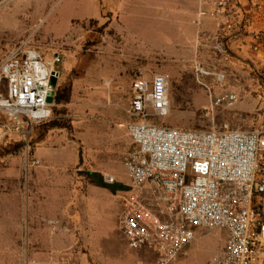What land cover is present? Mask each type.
<instances>
[{"label":"rangeland","instance_id":"374dc122","mask_svg":"<svg viewBox=\"0 0 264 264\" xmlns=\"http://www.w3.org/2000/svg\"><path fill=\"white\" fill-rule=\"evenodd\" d=\"M100 1L109 11L99 19L90 20L97 14L93 0H0V66L18 46L35 51L45 62H52L60 55L61 63L56 65L60 73L56 92L60 90L64 94L71 89L69 103L54 102L49 120L34 126L28 140L13 137L0 145V264H13L8 251L7 235L11 230L7 213L15 200H22V186L27 179L31 178L30 186L34 184L33 169L28 175L35 146L44 138V133L60 130H48L54 122L64 125L66 128L62 130L71 133L72 105L78 102L72 96V87L78 79L90 76V178H85L90 182V200H105L109 206L115 202L121 206L131 192L130 181L127 183L124 175H127L124 163L132 146H117L116 154L119 149L125 153L108 159L107 152L114 154L111 145L105 138L96 140L93 136L103 133L104 121H115L114 114H104V110L118 111L123 118L122 124L126 125L131 85L136 78L149 80L157 74L170 76V111L166 118L157 120L159 124L182 129L227 127L241 131L255 130L264 124L261 78L264 61L251 57L250 48L239 46L234 53L227 51L223 55L213 48L205 52L197 46L192 58L188 50L186 57L174 60L166 42L180 34L165 11L156 17L143 7L142 11L123 15L122 0ZM192 28L197 29V25ZM156 39L158 48L154 44ZM4 91L5 86L1 84L0 92ZM83 177H78L80 186L85 180ZM99 182L121 185L127 190L112 193L104 188L111 193L110 198L105 199L92 193V186H99ZM83 194L88 196L89 192ZM112 211H115L114 206ZM101 213L99 220L109 225L102 233L103 239L91 242L89 230L88 239L79 240L78 256L73 263L110 264V243L106 239L117 243L120 237L124 238L122 215L117 222L111 214L108 221L106 209ZM78 222L81 234V225L90 224V216H80ZM205 231L209 234L219 232ZM219 243L218 236H208L202 241L194 253L201 264L211 261Z\"/></svg>","mask_w":264,"mask_h":264},{"label":"built area","instance_id":"2783aa9c","mask_svg":"<svg viewBox=\"0 0 264 264\" xmlns=\"http://www.w3.org/2000/svg\"><path fill=\"white\" fill-rule=\"evenodd\" d=\"M246 1L212 37L220 54H227L230 37H249L255 51L264 44V0ZM230 3L217 1L216 15ZM61 60L45 62L24 46L9 52L0 66V145L28 140L34 126L49 120L50 82ZM170 81L157 74L131 86L125 127L136 149L124 163L131 192L121 217L128 246L151 247L159 264H169L193 243L197 229L225 230L228 241L214 264H264V214L256 202L264 196V124L251 131L159 124L170 111Z\"/></svg>","mask_w":264,"mask_h":264},{"label":"crops","instance_id":"0c3cea01","mask_svg":"<svg viewBox=\"0 0 264 264\" xmlns=\"http://www.w3.org/2000/svg\"><path fill=\"white\" fill-rule=\"evenodd\" d=\"M93 1L97 14L89 18L90 20L99 19L106 11H109L100 0ZM217 1L219 0H204L203 5H200L199 0H122L124 11L122 14L137 13L145 7L147 11H151L152 15L159 17L165 11L167 18L177 27L176 32L180 34L168 38L166 48L172 55V59L180 60L188 55V50L192 58L197 46L202 47L205 52L213 50L215 44L212 37L218 33L223 21L247 7L246 0H231L225 12L222 15H216ZM180 25L181 28H179ZM194 25H197V29L192 28ZM158 43L156 39L154 41L156 48ZM225 45L230 53H234L239 46H246L250 48L251 57L256 61H264V44L255 51L254 42L245 35L237 38L230 37L225 40ZM78 80L72 87V96H75L78 102L72 105L74 120L71 124V133L60 129L43 134L44 138L39 141L33 151L32 164H29L28 177L33 169L34 184L30 186L31 178L27 179V183L22 186V200H15L7 213L11 230L7 235L8 251L13 264H77L73 263V259L78 256L80 238L88 239L87 234L90 230L91 242L102 240V233L107 231L105 227L109 225L102 224L99 220L102 217L101 210L106 209L108 221L111 214L117 222L124 211L125 202L121 205L122 207L115 202L113 205L115 211L111 212L113 206H109V203L104 202L105 200H90V182L86 181L90 178V137H92L90 135V76L87 75ZM85 90L88 92L84 93ZM103 113H113L115 121H104L103 133L99 135L96 133L93 137L96 140L105 138L111 145L110 150H113L114 154L107 152L108 159H113L112 155L121 156L125 153V150L119 149V153L116 154L117 146L119 148L132 146L134 151L136 146L122 124L121 114L112 109L104 110ZM108 167L110 168V165ZM124 175L128 183V176ZM79 176L87 178L82 181V186H80ZM36 181L37 184H35ZM91 189L92 193L98 196L110 198L111 193L101 186H92ZM83 192H89V195L86 196ZM256 202L261 205L264 214V196L258 198ZM80 208L85 209L81 212ZM80 216H90V224L87 225L84 222L81 225V234L78 222ZM215 231L219 232L209 234L203 228L197 229L193 243L172 264H201L202 261L194 254L196 249L208 236H218L220 243L211 261L208 262V264H214L229 237L225 230ZM106 240L110 243L108 246L109 256L112 258L110 264H159L160 262L159 255L151 247L134 250L128 246L125 238L120 237L117 243L110 238Z\"/></svg>","mask_w":264,"mask_h":264},{"label":"trees","instance_id":"16d2710c","mask_svg":"<svg viewBox=\"0 0 264 264\" xmlns=\"http://www.w3.org/2000/svg\"><path fill=\"white\" fill-rule=\"evenodd\" d=\"M70 97H71V89H69L67 91V93H64V94L60 90H57L56 96H55V102L57 104L69 103ZM47 128L49 130V129H54V128L65 129L66 127L64 125L60 124V123L54 122ZM20 146H22V145H19V147ZM98 185L103 187V188L109 189L112 193H116L117 191H126L127 190V188H125V187H123L121 185L109 186V185H107L104 182H99Z\"/></svg>","mask_w":264,"mask_h":264},{"label":"water","instance_id":"95a60500","mask_svg":"<svg viewBox=\"0 0 264 264\" xmlns=\"http://www.w3.org/2000/svg\"><path fill=\"white\" fill-rule=\"evenodd\" d=\"M59 77H60L59 72H53L52 73V78H51V82H50L51 92H50V96L47 99V103L50 105H53L55 102L56 86H57V82L59 80Z\"/></svg>","mask_w":264,"mask_h":264},{"label":"bare ground","instance_id":"6f19581e","mask_svg":"<svg viewBox=\"0 0 264 264\" xmlns=\"http://www.w3.org/2000/svg\"><path fill=\"white\" fill-rule=\"evenodd\" d=\"M219 78H220V79H222V77H221V76H220Z\"/></svg>","mask_w":264,"mask_h":264}]
</instances>
